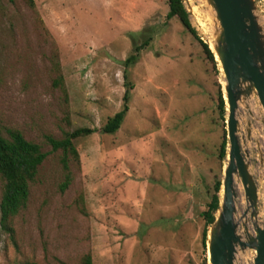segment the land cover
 <instances>
[{
  "label": "rangeland",
  "instance_id": "rangeland-1",
  "mask_svg": "<svg viewBox=\"0 0 264 264\" xmlns=\"http://www.w3.org/2000/svg\"><path fill=\"white\" fill-rule=\"evenodd\" d=\"M33 2L0 0V127L46 153L25 207L9 230L0 221V264H82L86 255L92 264H208L201 213L222 176L224 77L196 40L209 44L211 35L193 0L183 5L196 38L166 18L168 0ZM255 2L264 26V0ZM141 32L152 40L127 70L128 112L115 133H101L122 106L123 61ZM58 77L62 87L53 85ZM250 110L240 105L239 140L263 226L264 114L255 100ZM79 128L94 132L73 140L79 159L69 162L71 180L61 190V151L46 138ZM237 193L239 215L241 185ZM254 256L247 250L236 264Z\"/></svg>",
  "mask_w": 264,
  "mask_h": 264
},
{
  "label": "water",
  "instance_id": "water-1",
  "mask_svg": "<svg viewBox=\"0 0 264 264\" xmlns=\"http://www.w3.org/2000/svg\"><path fill=\"white\" fill-rule=\"evenodd\" d=\"M215 30L207 44L223 74L226 156L222 165L218 208L207 230L208 264H236L254 251L252 264H264V225H260V194L250 173L249 155L240 143V105L249 116L256 101L264 114V26L255 0H207ZM247 138L250 122H247ZM245 206L238 215V187ZM237 189V190H236ZM264 197V195H263ZM262 207L264 210V198Z\"/></svg>",
  "mask_w": 264,
  "mask_h": 264
},
{
  "label": "trees",
  "instance_id": "trees-1",
  "mask_svg": "<svg viewBox=\"0 0 264 264\" xmlns=\"http://www.w3.org/2000/svg\"><path fill=\"white\" fill-rule=\"evenodd\" d=\"M30 7L34 6L33 0H26ZM167 19L176 18L182 27L196 36L194 29L191 27L188 13L184 8L183 0H168V13ZM142 33V41L140 43H133L132 52L123 61L124 71V87L123 103L119 111L113 116L107 118L105 124L100 128V132L104 134H113L121 126L126 113L128 112V102L131 96V89L133 84L128 78L127 70L138 61L140 52L144 50L151 37L146 33ZM196 38V37H195ZM200 43L203 53L208 62L217 68V62L214 55L209 49L206 43ZM54 86L62 87L61 78L54 80ZM218 115L222 121V140L218 149V159L221 163V168L226 156V130H225V102L221 89L218 91ZM94 130L90 128H79L72 132H65L59 139L47 137L46 140L51 147V151H61L60 162L65 173V180L61 185V190H64L70 183L71 174L69 169V162L73 161L78 163L79 155L73 145V140L78 137H85L93 133ZM46 158V153L41 150L39 144L26 140L21 132L13 128H1L0 127V180L2 187V195L0 200V221L2 226L8 229L9 222L13 216H15L23 207H25L28 197L30 183H32L37 175L38 167L42 164ZM221 178L215 179L213 183V192L210 196L209 202L206 205V209L201 213V217L204 220V228L202 231V245L204 251H206V236L207 230L214 220L215 212L218 208L219 202V190H220ZM25 264H36L33 262H27ZM82 264H92L91 257L86 255L82 259ZM206 263V260L204 261Z\"/></svg>",
  "mask_w": 264,
  "mask_h": 264
},
{
  "label": "bare ground",
  "instance_id": "bare-ground-1",
  "mask_svg": "<svg viewBox=\"0 0 264 264\" xmlns=\"http://www.w3.org/2000/svg\"><path fill=\"white\" fill-rule=\"evenodd\" d=\"M193 3V7L191 8L192 11L197 13V15L199 16L197 17L200 18V23L202 22L201 24L205 28V31L209 34H213L215 30L214 11L208 5L207 0H193ZM239 211V213L242 214L243 209L241 210V208L239 207Z\"/></svg>",
  "mask_w": 264,
  "mask_h": 264
}]
</instances>
